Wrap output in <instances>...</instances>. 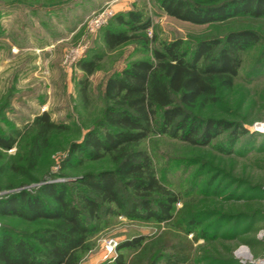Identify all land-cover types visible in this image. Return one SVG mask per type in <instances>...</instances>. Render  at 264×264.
<instances>
[{"label":"trees","instance_id":"obj_1","mask_svg":"<svg viewBox=\"0 0 264 264\" xmlns=\"http://www.w3.org/2000/svg\"><path fill=\"white\" fill-rule=\"evenodd\" d=\"M159 5L168 16L193 24L222 23L239 16L264 21V0H160ZM115 22L124 28L103 30L108 49L132 40L148 46L149 40L138 32L144 33L150 20L139 11L117 15ZM260 42L261 35L254 29L231 30L223 37L198 40L187 57L183 40L175 38L152 48L150 58L134 60L110 74L104 83L107 103L100 119L80 141L70 143L64 161L69 165L73 160L81 164L108 159L110 167L86 170L74 180L44 182L33 193L23 190L0 200V215L34 225L31 230L0 226V264H80L95 247L96 236L120 216L149 223L156 232L120 241L115 259L104 264H140L146 256L150 264H157L159 258L164 264H188L192 243L187 235H193L192 241L208 240L205 227L187 203L176 208L183 196L160 176L145 141L157 136L207 146L228 131L232 151L247 129L239 122L202 116L195 110L216 104L224 91L234 88L243 53ZM98 60L92 56L76 64L84 72L79 89L83 99ZM63 127L43 112L22 128L0 131V150L18 147L21 139L26 144L21 157L0 163V175H26L23 161L35 169L54 133ZM223 217L218 218L219 229L212 239L223 227L219 222L237 219L229 214ZM123 249L132 252L131 258ZM223 262L237 264L233 258Z\"/></svg>","mask_w":264,"mask_h":264},{"label":"rangeland","instance_id":"obj_2","mask_svg":"<svg viewBox=\"0 0 264 264\" xmlns=\"http://www.w3.org/2000/svg\"><path fill=\"white\" fill-rule=\"evenodd\" d=\"M159 1L0 0V131L8 133L12 128H22L43 112L64 126L54 133L35 169L23 161L20 164L26 175H0V200L23 190L33 193L44 182L74 180L86 170L110 167L108 159L64 164L70 143L80 141L100 119L107 103L104 83L110 74L134 60L150 58L152 48L175 38L183 40L182 48L190 57L200 39L251 28L261 35V42L243 53L234 88L224 91L216 104L195 110L202 116L239 122L247 129L248 133L236 141L233 150L229 151L228 131L207 146L157 136L146 140L145 146L153 154L160 176L182 194L183 201L176 208L187 203L205 227L208 240L192 241L193 235H187L192 243L188 264H225L223 260L228 258L237 264H257V259L264 258V66L260 67L264 64V21L239 16L222 23L193 24L165 14ZM131 10L150 20L149 28L138 32L149 40L148 46L132 40L114 50L108 49L103 42V30L123 29L115 22L116 16H125ZM103 11L110 12L108 18L93 26L92 19ZM92 56L99 60L88 77V95L83 99L79 89L84 72L76 64ZM25 147L21 139L18 147L0 150V163L21 157ZM226 214L237 219L228 223L218 221L223 227L212 239L219 229L218 218L222 221ZM113 222L96 236L95 247L80 264L109 262L103 257L105 239L116 240L118 246L125 239L156 232L149 223L123 216ZM2 224L16 230L34 227L16 217L0 215ZM241 246L248 249L251 257L238 253ZM121 251L131 258L132 252ZM150 259L146 256L140 264H150ZM157 264H164L161 258Z\"/></svg>","mask_w":264,"mask_h":264},{"label":"built area","instance_id":"obj_3","mask_svg":"<svg viewBox=\"0 0 264 264\" xmlns=\"http://www.w3.org/2000/svg\"><path fill=\"white\" fill-rule=\"evenodd\" d=\"M110 14V12H106V11H103L101 13H98L93 19H92V25L93 26H97L99 25L100 23H103L106 18H108V15ZM257 124V123H255ZM254 124V126H255ZM263 125V123H259V125ZM255 127H258V126H255ZM116 246H117V242L116 240L112 239V238H108V239H105L103 241V247H104V258H108L109 262L113 261L116 254H115V250H116ZM238 253L244 255V256H249L251 257V254L249 253L248 249L244 246H241L238 250ZM112 255V256H111ZM110 256V257H109ZM256 263L257 264H264V258H261V259H257L256 260Z\"/></svg>","mask_w":264,"mask_h":264}]
</instances>
